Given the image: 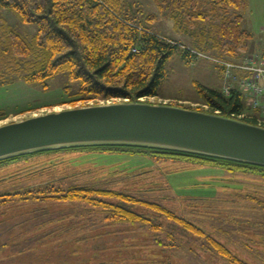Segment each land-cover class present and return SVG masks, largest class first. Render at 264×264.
<instances>
[{
  "label": "rangeland",
  "instance_id": "rangeland-1",
  "mask_svg": "<svg viewBox=\"0 0 264 264\" xmlns=\"http://www.w3.org/2000/svg\"><path fill=\"white\" fill-rule=\"evenodd\" d=\"M131 1L141 4L147 12H157L151 0ZM2 14L21 34L32 36L35 32V24L20 22L7 10ZM241 14L243 28L253 35L248 51H264V0H246ZM154 28L180 45L190 43L188 36L173 29L170 20L160 18ZM164 69L166 76L160 95L147 101L197 108L204 105L194 81L213 89L220 86L212 62L188 58L181 48L166 61ZM47 83V88H43L19 79L0 85V112H5L0 116V125L48 111L104 102L65 95V74ZM242 102L245 105L247 101L243 98ZM176 166L170 161L156 163L145 155L129 152L32 155L0 167V195L48 182L65 186L107 179L104 186L136 190L138 198L160 202L174 215L202 226L245 262L264 264V235L251 229L264 222V216L253 201L243 196H264V178L238 173V180L224 183L211 177L231 175L198 165L166 172ZM143 170L150 171L144 178L125 179L127 173L135 175ZM122 176L123 179L115 180ZM85 207L56 199L44 203L13 199L1 204L0 264H228L200 233L188 231L173 220L161 218L163 229L157 232L143 225L115 222L108 211L84 210ZM134 210L146 212L139 206ZM86 228L89 230H83Z\"/></svg>",
  "mask_w": 264,
  "mask_h": 264
},
{
  "label": "trees",
  "instance_id": "trees-1",
  "mask_svg": "<svg viewBox=\"0 0 264 264\" xmlns=\"http://www.w3.org/2000/svg\"><path fill=\"white\" fill-rule=\"evenodd\" d=\"M151 1L157 12H147L141 4L131 0H0V85L20 79L47 88L49 80L65 74L67 85L62 88V92L68 96L75 94L83 100H147L159 96L166 76L165 63L180 49L179 45L160 36L172 41L175 39L160 34L154 28L160 18L170 20L177 33L188 36L190 43L187 45L198 51L230 60L249 53V41L253 35L243 28L241 14L246 7V0ZM3 10L13 13L22 23L35 24L36 30L32 36L21 34L9 24L2 14ZM182 52L190 58L184 50ZM194 86L203 105L207 106L195 109L218 112L259 124L255 117H238L246 111L240 93L232 92L225 96L221 93V87L213 89L197 81H194ZM170 104L193 108L178 103ZM4 113L0 112V116ZM56 152L141 154L156 163L170 161L177 165L166 172L192 169L193 165L212 167L231 175L211 177L224 183L235 182L238 173L264 178V166L129 146H90L44 151L2 160L0 167L32 155ZM149 172L143 170L135 175L127 173L125 179L144 178ZM123 178L116 177L115 180ZM98 181L81 185L62 186L48 182L42 186H31L15 193L0 195V205L13 199L39 203L51 199L70 201L86 205L84 210L91 208L108 211L109 217L115 222L143 225L157 232L163 229L160 219L166 218L188 231L200 233L215 254L228 264H249L234 254L226 244L207 234L202 226L174 215L160 202L140 199L135 195L136 190L121 191L104 186L107 179ZM243 196L253 201L254 207L264 216V196ZM136 206L146 212L135 211ZM251 229L264 235V222L251 226Z\"/></svg>",
  "mask_w": 264,
  "mask_h": 264
},
{
  "label": "water",
  "instance_id": "water-1",
  "mask_svg": "<svg viewBox=\"0 0 264 264\" xmlns=\"http://www.w3.org/2000/svg\"><path fill=\"white\" fill-rule=\"evenodd\" d=\"M90 146L163 149L264 166V125L143 99L64 108L0 125V161Z\"/></svg>",
  "mask_w": 264,
  "mask_h": 264
},
{
  "label": "built area",
  "instance_id": "built-area-1",
  "mask_svg": "<svg viewBox=\"0 0 264 264\" xmlns=\"http://www.w3.org/2000/svg\"><path fill=\"white\" fill-rule=\"evenodd\" d=\"M160 37L179 45L190 58L212 62L222 79L221 93L228 96L232 92H238L247 101L245 104L247 110L241 112L238 117L251 118L250 112L255 111L259 124L264 123V53L249 52L239 59L230 60Z\"/></svg>",
  "mask_w": 264,
  "mask_h": 264
},
{
  "label": "crops",
  "instance_id": "crops-1",
  "mask_svg": "<svg viewBox=\"0 0 264 264\" xmlns=\"http://www.w3.org/2000/svg\"><path fill=\"white\" fill-rule=\"evenodd\" d=\"M218 74H219V73H218ZM219 80L221 81V79H220V75H219ZM221 84H222V83L220 82V86H219V88H218V89H220V87H221ZM246 110H247V109H246ZM250 114H251V116H252V117H255V118L258 116V115H257V113H256V114H254V113L250 112ZM83 230H89V228H86V229H83Z\"/></svg>",
  "mask_w": 264,
  "mask_h": 264
}]
</instances>
